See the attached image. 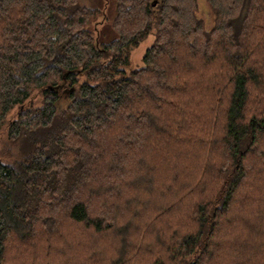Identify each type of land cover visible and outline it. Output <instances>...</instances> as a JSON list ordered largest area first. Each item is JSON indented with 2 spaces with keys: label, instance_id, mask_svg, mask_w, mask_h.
<instances>
[{
  "label": "trees",
  "instance_id": "16d2710c",
  "mask_svg": "<svg viewBox=\"0 0 264 264\" xmlns=\"http://www.w3.org/2000/svg\"><path fill=\"white\" fill-rule=\"evenodd\" d=\"M93 1L0 0V264H264V0Z\"/></svg>",
  "mask_w": 264,
  "mask_h": 264
},
{
  "label": "rangeland",
  "instance_id": "374dc122",
  "mask_svg": "<svg viewBox=\"0 0 264 264\" xmlns=\"http://www.w3.org/2000/svg\"><path fill=\"white\" fill-rule=\"evenodd\" d=\"M99 1V0H98ZM108 4L106 5L107 0H102L101 2V7L106 13L107 18H111L115 12V2L114 0H108ZM200 1V12L199 14L205 19L208 28H210L213 24V14L211 13V10L205 0H199ZM85 4H95L97 1L93 0H83ZM109 19H104L103 16L101 15L98 17V23L94 25L95 28H98L100 32L102 31L103 33L106 31V36L105 39L111 38L112 36V31L110 28L109 24ZM98 31V33H100ZM107 32L109 34H107ZM115 36V33L114 35ZM154 41V33H151L145 40H143L138 46L134 47L131 51V67H138L143 64V56L147 50V48L152 44ZM33 102L35 104H38L40 102V96H37L34 98ZM19 108H15L13 112L11 113V116H15L17 114ZM7 128L5 127L3 132L0 135V156H1V150L5 146V144H9L6 136ZM17 148L13 146V151L14 153L16 152ZM63 245L60 244V248H62Z\"/></svg>",
  "mask_w": 264,
  "mask_h": 264
}]
</instances>
